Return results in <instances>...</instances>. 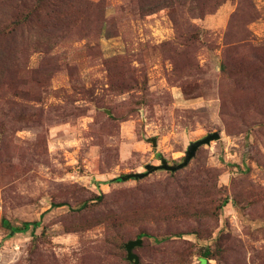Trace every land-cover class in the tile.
<instances>
[{"label":"rangeland","instance_id":"obj_1","mask_svg":"<svg viewBox=\"0 0 264 264\" xmlns=\"http://www.w3.org/2000/svg\"><path fill=\"white\" fill-rule=\"evenodd\" d=\"M132 239L264 264V0H0V264H134Z\"/></svg>","mask_w":264,"mask_h":264},{"label":"water","instance_id":"obj_2","mask_svg":"<svg viewBox=\"0 0 264 264\" xmlns=\"http://www.w3.org/2000/svg\"><path fill=\"white\" fill-rule=\"evenodd\" d=\"M220 138V133L215 131V132H211L209 133L206 137L198 139L194 142H192L189 147L188 150L186 151V156L183 162L177 164V165H171L168 163V161L166 159H162V163L159 165H147V172H137V173H131L128 174L127 176H122L121 178L123 180H126L128 178H143L146 175L156 171V170H161V169H166V170H170V171H177L180 170L184 167H186L190 161L195 157L198 149L205 145V144H209L211 143L212 140H216ZM142 244V239H132L129 240L126 244V250H127V258L130 261H133L134 264H139V257L138 255L133 251V249L137 246H140Z\"/></svg>","mask_w":264,"mask_h":264},{"label":"trees","instance_id":"obj_3","mask_svg":"<svg viewBox=\"0 0 264 264\" xmlns=\"http://www.w3.org/2000/svg\"><path fill=\"white\" fill-rule=\"evenodd\" d=\"M57 206H61L63 204H56ZM2 224L5 226V227H8L11 229V233H17V232H26L30 229V226L33 225L34 228H36L38 225H39V222H33V223H30V222H25L23 224V226H12L11 223L6 220V219H3L2 220ZM206 261L205 258L203 259V262Z\"/></svg>","mask_w":264,"mask_h":264}]
</instances>
